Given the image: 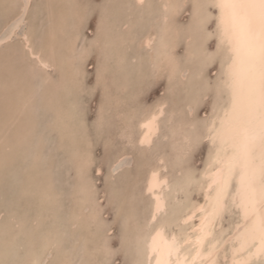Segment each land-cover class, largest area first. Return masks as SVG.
I'll return each mask as SVG.
<instances>
[{
	"label": "rangeland",
	"instance_id": "374dc122",
	"mask_svg": "<svg viewBox=\"0 0 264 264\" xmlns=\"http://www.w3.org/2000/svg\"><path fill=\"white\" fill-rule=\"evenodd\" d=\"M210 1L202 4L209 11L198 9L196 0L178 1L171 58L179 64L172 75L169 67H157L158 37L150 48L139 44L149 30H159V0H30L25 15L20 12L26 0H0V36L20 21L9 44L0 47V152L5 154L0 153V264H28L33 258L36 264H146L142 232L166 221L175 204L183 205L182 193L175 195V204L171 201L172 185L186 169L196 176L208 151V141L201 139L184 152L168 131L180 119L200 127L218 99L221 57ZM192 12H205L202 16L209 22ZM195 25L203 34L195 32ZM192 31L201 35L196 36L200 42ZM22 33L30 34L33 47L43 48L45 56L52 50L55 66L47 77L32 69L29 60L22 63ZM26 95L31 105L23 110L18 106ZM159 102L165 103L159 131L150 146L141 148L136 123ZM158 158L164 160L162 174L172 183L165 191L168 206L150 224V198L143 185ZM235 218L228 209L223 224ZM258 263L264 264V259L252 261Z\"/></svg>",
	"mask_w": 264,
	"mask_h": 264
},
{
	"label": "bare ground",
	"instance_id": "6f19581e",
	"mask_svg": "<svg viewBox=\"0 0 264 264\" xmlns=\"http://www.w3.org/2000/svg\"><path fill=\"white\" fill-rule=\"evenodd\" d=\"M133 1L136 4H142L145 0H133ZM159 1H160V5H159V7H160V13H159L160 14L159 15V19H160L159 21L160 22L159 23L160 24L158 25L159 30L157 29L158 32L154 31L156 29L155 28L156 25H154L155 29L153 31L149 30V32L147 34L145 33L144 36L143 35L141 36L140 39H142V41H139V44H140V42H142V44H140V45H142L143 47L145 46L146 48H148V47L150 48L151 45H153L155 39L157 40L159 38V40H158L159 41V45L156 47V52L154 53V54H156L155 56H157V60H156L157 61L156 62L157 67H160V68L164 67L165 68L167 66V68L169 67L170 69H172L171 74L173 75L174 70H175V65H177L179 63L175 64L176 62L173 61V59L171 58L172 57L171 56V53H172L171 49L173 47L174 38H175V35H176L175 32L177 31L176 30L175 32H171V27H172V23H174L173 22V16H174L173 13L176 14V12H177V9H178V6H179V3H178L179 0L178 1H176V0H159ZM196 1H198V4H196V6L199 5V6H197V8L200 9L202 7V4L204 5V3H206L209 0H207L206 2H204L205 0H196ZM29 2H30V0H26V3L22 7V11L20 12V13H22V15L26 14V12H27L26 8H28ZM210 2H212L214 4L216 2V0H211ZM192 5H193V3H192ZM194 6H195V4H194ZM207 7L208 6H206V8H205V6H204L202 8L208 9ZM208 11H209V9H208ZM205 12L202 15H205ZM198 13H199V11H198ZM209 13H208V15H210ZM157 14H158V12H157ZM193 14H195V16L199 15V14L196 15L197 13H193ZM214 14H215V28H216V32H217V42H215V43L217 44V51L219 53L218 56L220 55V57H221L220 61L218 62L219 63L218 66L219 67H218V71H217L218 73H220V75H219V77L217 76L219 79H218L217 83L215 84L216 85V92L218 93L217 94L218 99L215 97V99H217V101L211 107V110L209 111L210 113L207 116V118H205V120L202 123L201 122L199 123L200 127H198L197 125H194L193 121H189V122L187 121L186 122L185 119L184 120L180 119L175 125L171 126V128L168 131V137L171 140H173L174 142L176 140H180V142L184 146V148H183L184 152L187 150V147L190 148V146L193 145L196 140L200 141L201 139H206L208 141V144H209L208 151L206 153V159H205V162L203 163L200 171L198 172V174L196 173L197 174L196 176L192 175L189 172H187V169H186L185 170L186 174L183 175V173H182L183 176L179 177L178 180L175 178L176 181L172 185L173 195L171 197V201H173V203L175 204V201L177 200L175 198V195L177 193H182L184 195V199H185L183 205L178 206V205H176V204L174 205L172 203V205H174L175 208H173V210L171 212V216L168 215V218L166 219V221L163 218L164 219L163 223L157 224L154 227L153 226L150 227L146 232L144 231L145 233L142 232L143 237H142V241H141L142 242V244H141L142 254L141 255H142L143 261L146 264H249V263L252 264V261L264 259V251H262V249H264V245L261 244V241H260L259 237H257L254 241H248L246 239V237H245L246 230L248 228H250V226H251V219H246L245 218V210L241 206L239 197L236 195V186H235V184L233 183L227 189V191L231 193L230 196H226V197L221 198L219 200V202H218V199H217V193H218L217 181L219 180V176H220V174L222 172V167H223L222 164H221V160L224 159V157H225V145L222 143L221 139L219 138L218 132H219V129H220V126H221V120L224 117L225 110H226L227 107L230 106V90L227 87V83L226 82L228 81L229 66L231 64V52L229 51V48H228L227 44L224 41V38H223L221 30L218 29V27H217L218 20L216 18L219 16V10L215 9V13ZM202 15H199V16H201V19L202 18L205 19V17H203ZM211 17L212 16H210V18ZM193 18H196V17H193ZM197 18L199 19V17H197ZM57 19H60V18H57ZM156 21H158V20H156ZM201 21H199V22H201ZM206 21H208V20H206ZM19 22H20L19 20L17 22H15L14 23L15 26H13L10 29V31L5 36H0V47L2 45H8L9 44V42L11 41V38H12V34L15 33L16 28L18 26L17 24ZM197 24H199V23H197ZM202 25L203 26H201L200 29L202 31H204L203 28H205V26H204V24H202ZM151 26H150V28H151ZM195 26L197 27L198 25H195ZM196 27H195V30L197 29L198 31H195V32L201 34L202 31H200V29H198V27L197 28ZM192 29H193V27L191 26V30ZM29 32H30V30H29ZM173 33L175 35H173ZM26 34L22 35L23 39L20 38L22 40V47H23L22 49L24 51L22 53V55H24V58L23 59L21 58L23 60L22 63L25 66V65H27V61L29 60L30 61V66L32 67V69H34V68L36 70L38 69L39 71H41L47 77V74L50 72L51 68L53 69V66H55L54 63H53V61L55 59L53 60V58H54L53 55H52L53 53H51L52 50L50 49L51 50L50 51V56L52 58L50 56L49 57L45 56L46 52L43 51V48H39V47L35 48V47H33L32 41L30 40V36L31 35L30 34L26 35ZM114 34H116V33H114ZM191 34H194V32L191 33ZM206 35H205V37L208 36V35L207 36ZM194 36H195L194 40H197L196 36H197V38H200L201 35L198 36V34L197 35L194 34ZM202 36L204 37V35H202ZM177 37L178 36H176V38ZM186 37H187V35H186ZM21 40H20V42H21ZM204 40H205V38L203 39V41ZM197 41L200 42L199 40H197ZM116 43H118V39H117ZM205 45H206V43H205ZM201 46L202 45H200V47ZM154 47H155V45H154ZM195 47H197V46L195 45ZM48 49H49V47H48ZM7 50H8V48H7ZM11 50L10 51L8 50L9 51L8 54L12 53ZM13 50H15V49H13ZM17 50H15V51H17ZM197 50H198V48H197ZM200 51H199V53H200ZM18 52H20V51H18ZM188 52H187V54H189ZM196 52H198V51H196ZM152 55H151V57H152ZM197 55L199 56V54H197ZM174 57H175V54H174ZM152 58H151V60H152ZM205 58H206V55H205ZM207 58H206V60H207ZM2 59L6 60V58H2ZM14 59H15V57H14ZM158 59H159V61H158ZM0 60H1V58H0ZM153 60H154V58H153ZM197 60L200 61L201 59H197ZM17 61L15 60V62H17ZM12 62L14 63V61H12ZM152 62L153 61H151L150 63L152 64ZM15 64H17V63H15ZM18 64L20 65L21 63H18ZM156 64L155 65L153 64L154 67L156 66ZM9 65H12V64L10 63ZM3 66H4V64H3ZM12 67L14 68V65L11 66V68ZM17 67H18V65H17ZM66 67H68V66H66ZM23 68H28V67H23ZM160 70H163V69H160ZM24 71L25 70L23 69V71H21V73H24ZM152 71H154V70H152ZM164 73H166V72H164ZM158 74L161 76L160 72ZM30 76H32V75H30ZM12 78H14V76ZM35 89H37V88L35 87ZM26 93H28V91ZM4 96H5V94H4ZM24 98H26V99H24ZM30 98L31 97H29L28 95H26V97H23V101H21V103L18 102L19 103L18 107H20L22 109H23V107L25 105H26L25 107H27L29 105L28 103L31 102ZM5 99H6V97H5ZM191 100L194 103L196 99L191 97ZM164 104H165L164 102H159V103L155 104L153 108H151L141 119H139L137 121V123H136L137 124V132H138L137 133V138H136V144H138L137 146H139L141 148L150 146V143L152 142L153 138L155 137V135L159 131V123H160L159 121H160V118H161V116L163 115V112H164V106H165ZM30 105H29V107H30ZM22 109H20V110H22ZM13 110H15V109H13ZM14 112H16L15 115L18 116V114H19L18 111L16 110ZM6 113H7V111H6ZM10 113H12V112H10ZM10 113H7V114H10ZM5 121H6L7 124H9V122L7 120H5ZM13 122L15 123V121H12V123ZM6 123H4V124H6ZM0 125H1V123H0ZM13 127H15V125H13ZM121 128H123V127H121ZM3 130H5V129H3ZM3 130H1V131H3ZM6 131H7V129H6ZM75 131H76V129H75ZM8 132H9V130L7 131V133ZM6 144L11 145L10 141L7 142ZM79 144H81V143H79ZM2 146H4V145L2 144ZM5 148H7V147H5ZM79 151H80V149H79ZM79 151H77V153ZM1 154L3 155V153H1ZM4 155L2 157H4ZM6 155H8V154H6ZM78 157H80L79 154H78ZM7 159H8V157H7ZM156 161L159 162V163H157ZM156 161L155 162H156L157 165H154L150 169H148V171L146 173V176H145L144 185H143L145 194L147 193L149 195L148 199L150 198L149 217L147 218L148 219V223H150V224L155 220V218H156V216L158 214L161 215L160 213H163L161 211L165 208V205L168 206L167 201H168L169 197L167 198V196L165 194V191L169 189V185L171 186V184H170L171 181H169L168 175H167V177H168L167 178L166 176L163 175L164 173L162 174V171H161V167L164 165L163 164L164 160L162 158H158ZM2 163H4V162L2 161ZM76 163L79 164L78 162H76ZM160 163H162L163 165H161ZM167 165H169V164H167ZM14 167H15V165H14ZM21 168H23V167H21ZM76 169H78V168H76ZM77 171H79V170H77ZM188 171H190V170H188ZM191 172H192V170H191ZM76 174H77V172H76ZM81 176L82 175H80V177ZM85 176H86V174H85ZM32 179H34V178H32ZM78 179H80V178L78 177ZM170 179H172V178H170ZM27 182H29V181H27ZM36 182H38V181L36 180ZM36 185H37V183H36ZM85 186H87V185H85ZM26 187H27V185H26ZM26 187H25V189H27ZM41 188H42V186H41ZM42 189H44V187ZM191 189H194V190L197 191V192L194 191V193L196 192L197 194H196V196L193 199H190V197H189L190 196L189 192H190ZM31 192H29V193H31ZM85 192H87V190ZM86 194L87 193H85V195ZM27 196H28V194H27ZM38 196L39 195L37 193V197ZM45 196L44 197L47 199L48 195H45ZM41 197H43V196H41ZM178 200H180V199H178ZM228 209H232V211L236 214V218L228 226H225L223 224L222 220H223V216H224L225 211L228 210ZM77 211L79 212V210H77ZM168 212H167V214H169ZM230 213H231V211H230ZM74 215H76V214H74ZM73 218H75V217H73ZM75 219H77V218H75ZM160 219H161V221H163L162 218H160ZM157 223H158V221H157ZM145 225H146V222H145ZM137 258H141V257L137 256ZM139 262H140V260H139ZM27 263H28V261H27ZM36 263H37V258H33L32 260L29 261L28 264H36ZM258 264H260V263H258Z\"/></svg>",
	"mask_w": 264,
	"mask_h": 264
},
{
	"label": "snow or ice",
	"instance_id": "6c2138e0",
	"mask_svg": "<svg viewBox=\"0 0 264 264\" xmlns=\"http://www.w3.org/2000/svg\"><path fill=\"white\" fill-rule=\"evenodd\" d=\"M209 7L219 10L217 27L231 52L230 106L218 132L225 157L217 199L230 196L234 183L251 219L245 237H259L264 245V0H216Z\"/></svg>",
	"mask_w": 264,
	"mask_h": 264
}]
</instances>
